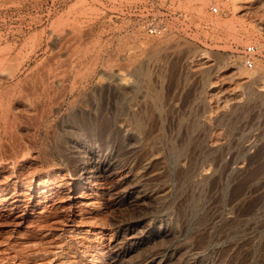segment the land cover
<instances>
[{
    "label": "rangeland",
    "instance_id": "1",
    "mask_svg": "<svg viewBox=\"0 0 264 264\" xmlns=\"http://www.w3.org/2000/svg\"><path fill=\"white\" fill-rule=\"evenodd\" d=\"M212 1L225 12L211 13ZM155 22L163 35L148 32ZM13 71L19 91L30 88L24 98L40 100L27 99L38 109L12 106L10 120L22 118L12 129L41 158L23 170L0 165V185L29 174L21 189L33 182L38 193L49 169L59 176L42 193L50 230L24 215L26 204H0V264H48L57 251L68 264H264V0H0V77ZM85 181L106 235L97 240L88 224L85 239L61 244L54 234L71 225L68 191Z\"/></svg>",
    "mask_w": 264,
    "mask_h": 264
},
{
    "label": "bare ground",
    "instance_id": "2",
    "mask_svg": "<svg viewBox=\"0 0 264 264\" xmlns=\"http://www.w3.org/2000/svg\"><path fill=\"white\" fill-rule=\"evenodd\" d=\"M187 4L188 5H192V3H190V2H187ZM135 70H134V73L136 74V76H138V77H141L142 75H143V72H144V69L143 68H141V67H136V68H134ZM19 74V71H13V72H11L9 75H6V76H1L0 77V84L2 85L4 82H5V80L7 79V78H9V77H7V76H10V78H12V80H14V85H12L11 86V89H10V94L8 95L7 94V96L6 97H8L6 100H7V106L6 107H3V105H5V102H4V104H3V99L0 101V103H2V104H0V120H1V122L3 123V130H1V128H0V133H1V135L2 136H0V148L2 147V153H3V150H4V152L6 153V157L7 158H3V157H1L2 159H1V166L3 165V167H8L9 165V163L10 164H18L19 165V167H20V169L21 170H23L24 168H26V166H28V164H30V165H32L31 164V162L34 160V162L35 161H37V160H40V158H41V156H39L38 154V156H35V157H33V156H31V150L33 151V149H30V148H28V147H26L23 143H21L22 141L24 142L25 140H22V141H18L17 140V137L20 135H18L17 133H15V131L13 132V127H14V120L15 119H11L10 120V116H9V114H11V113H16V112H11L10 110H12V106L14 105V104H18V106L16 105V107H19V104H23V105H25V106H31V104H33L34 103V101H36L37 99H39L36 95H32V96H36L37 97V99L36 98H32L31 96H30V98L31 99H34V101H33V103L32 102H30V101H28L27 99H29L30 100V98H28L27 97V99L26 98H24V96H23V94H24V92L26 91V90H28V89H30V88H28V87H26V89H25V91L24 92H22V91H19V90H24V88L22 89H20V87L19 86H21V84H20V80L18 79V80H16L17 79V77L19 76L18 75ZM2 75V74H1ZM31 80V79H30ZM31 82V81H30ZM35 83V82H34ZM45 83V82H44ZM44 83H43V85H44ZM46 84V83H45ZM37 85H38V83H37ZM34 86V85H33ZM46 86V85H45ZM28 88V89H27ZM19 92V93H18ZM28 92V91H27ZM30 92V91H29ZM34 92V91H33ZM33 92H31V93H33ZM22 93V94H21ZM30 93V94H31ZM45 94V93H44ZM25 95V97H26V93L24 94ZM1 96V95H0ZM42 96V95H41ZM46 98V97H45ZM36 99V100H35ZM42 99H44V97L43 98H41V101H39V102H41L42 103ZM51 99V98H50ZM65 99V98H64ZM40 100V99H39ZM48 100V99H47ZM38 101V100H37ZM44 101H45V99H44ZM52 101V100H51ZM56 101V100H55ZM54 101V102H55ZM72 101V100H71ZM71 101H70V104H71ZM53 102V101H52ZM31 103V104H30ZM38 103V102H37ZM36 102L34 103V104H37ZM40 103V104H41ZM46 103V102H45ZM44 103V104H45ZM48 103V102H47ZM57 103V102H56ZM55 103V104H56ZM48 104H50V103H48ZM47 104V105H48ZM52 104H54V103H52ZM54 104V105H55ZM58 104V103H57ZM42 105V104H41ZM40 105V106H41ZM60 105V104H59ZM62 105V104H61ZM60 105V106H61ZM15 106V105H14ZM34 106H36V105H34ZM34 106H32V107H29L28 109H34L35 107ZM47 107H50V106H47ZM55 107V106H54ZM27 108V107H26ZM36 108L38 109V106H36ZM42 108V107H41ZM51 108H53V107H51ZM71 108V107H70ZM13 109H14V107H13ZM17 109V108H16ZM15 109V110H16ZM24 109V108H23ZM30 109V110H31ZM43 109V108H42ZM18 110V109H17ZM25 110V109H24ZM30 110H29V113L30 114H26V115H28L27 117H30L31 118V114H32V112H30ZM49 110V109H48ZM53 110V109H52ZM51 109H50V113L52 114V111ZM58 110V105H57V109H55V111H57ZM73 110V109H72ZM9 111H10V113H9ZM23 111V110H22ZM35 112H36V110H34ZM45 111V110H44ZM74 111V110H73ZM33 113V114H37V112L36 113ZM39 112H40V110H39ZM42 112V111H41ZM48 112V113H49ZM77 112V111H76ZM24 113H28V110H27V112L25 111ZM46 113V112H45ZM44 113V114H45ZM48 113H47V115H48ZM55 113V112H54ZM40 114V113H39ZM43 114V113H42ZM78 114V113H77ZM80 114H82V113H80ZM16 115V114H15ZM15 115H13V116H15ZM25 115V114H24ZM68 115V114H67ZM33 116H35V117H37V115H32V117ZM43 116H45V115H43ZM24 117V116H23ZM40 117V116H39ZM71 116L69 115V118H70ZM77 117V116H76ZM75 117V118H76ZM87 117H89V116H87ZM14 118V117H13ZM18 118L19 117H17V119L16 120H18ZM21 118V117H20ZM20 118H19V121H20ZM24 118H26V117H24ZM30 118H28V120L30 121ZM34 118V117H33ZM44 118V117H43ZM81 118H83V117H81ZM85 118V117H84ZM22 119V118H21ZM32 119V118H31ZM36 119V118H35ZM15 120V121H16ZM26 120V119H25ZM25 120H22V121H25ZM37 120H38V117H37ZM68 120H70V119H68ZM67 120V121H68ZM78 120V119H77ZM77 120H76V123H77ZM140 120V119H139ZM18 121V122H19ZM22 121H21V123H22ZM27 121V120H26ZM31 121H33L34 122V120L32 119ZM85 121V120H84ZM87 121V120H86ZM85 121V122H86ZM90 121H92V120H90ZM28 122V121H27ZM74 122V121H73ZM130 122V121H129ZM24 123V122H23ZM29 123V122H28ZM32 123V122H31ZM39 123V125L38 126H41L40 125V122H38ZM70 123V122H69ZM81 123H83V122H81ZM139 121H137V125H139ZM142 123V122H141ZM140 123V124H141ZM20 124V123H19ZM25 124V123H24ZM23 124V125H24ZM35 124V123H34ZM33 124V125H34ZM44 124V123H43ZM47 124H48V122H47ZM80 124V123H79ZM84 124V123H83ZM13 125V126H12ZM22 125V124H21ZM27 125V124H26ZM50 125V124H49ZM82 125V124H81ZM87 125V124H86ZM92 125V124H91ZM94 125V124H93ZM110 125V124H109ZM130 125H132L131 123H130ZM36 126V125H35ZM73 126V125H72ZM95 126V125H94ZM93 126V127H94ZM133 126H134V124H133ZM47 127H48V125H47ZM75 127V126H74ZM137 127H139V126H137ZM13 128V129H12ZM16 128V127H15ZM45 128V127H44ZM70 128V127H69ZM76 128V127H75ZM81 128V127H80ZM39 128H37V130H38ZM46 129V128H45ZM93 129V128H92ZM91 128H90V130H92ZM34 130V129H33ZM75 130V129H74ZM73 130V131H74ZM84 130V129H83ZM88 130V129H87ZM86 130V131H87ZM99 130V129H98ZM110 130V129H109ZM108 130V131H109ZM69 131H72V130H69ZM72 131V132H73ZM100 131V130H99ZM17 132V131H16ZM34 132V131H33ZM37 131L35 130V133H36ZM97 132V131H96ZM104 132V131H103ZM14 133L15 134H17V137L14 135ZM38 133V132H37ZM36 133V134H37ZM40 133V132H39ZM85 133V132H84ZM101 133V132H100ZM106 133V132H105ZM35 134V135H36ZM88 134V133H87ZM3 135H4V137H7V138H9V139H12V143H10V142H8L7 144H4L3 143V141H2V138H3ZM32 135H33V137H34V134L32 133ZM76 135V134H75ZM77 135H78V133H77ZM133 135V134H132ZM37 136V135H36ZM98 136V135H97ZM100 137V136H99ZM102 137V136H101ZM19 139V138H18ZM62 139V138H61ZM133 139H134V137H133ZM21 140V139H20ZM34 140V139H33ZM40 141V140H39ZM58 141H60V139H58ZM82 141V140H81ZM5 142H7V140L5 141ZM31 142H33L32 140H31ZM87 142V141H86ZM42 143V142H41ZM44 143V142H43ZM43 143H42V145H43ZM135 143V142H134ZM29 144H30V142H29ZM33 144V143H32ZM32 144L29 146V147H31L32 146ZM61 144V143H60ZM63 144V143H62ZM130 144V143H129ZM131 145H132V143H131ZM42 147V146H41ZM63 147V146H62ZM61 147V148H62ZM128 147V146H127ZM47 149H48V147H46ZM175 148V147H174ZM43 149V148H42ZM57 149H59V148H57ZM179 150V149H178ZM177 149H172V154L174 155V157H178L180 154H179V151H178ZM35 151H37V150H35ZM62 151V150H61ZM182 151V150H181ZM180 151V152H181ZM42 153V152H41ZM40 153V154H41ZM182 153V152H181ZM4 154V153H3ZM45 154V153H44ZM2 154L0 153V156H1ZM36 155V154H35ZM42 155H43V153H42ZM49 155V154H48ZM2 156H4V155H2ZM44 156V155H43ZM62 156V155H61ZM33 157V158H32ZM63 157V156H62ZM32 158V161L30 162L29 161V159H31ZM43 158V157H42ZM54 158V157H53ZM66 159H67V157H65ZM72 159V158H71ZM9 160H11V161H9ZM44 160V159H43ZM67 161V160H66ZM34 162H32V163H34ZM39 162V161H38ZM41 162V161H40ZM8 163V164H7ZM46 163V162H45ZM8 166H7V165ZM49 165V164H48ZM53 165H55V164H53ZM39 166V165H38ZM36 167V166H35ZM40 167V166H39ZM39 167H37L38 169H39ZM43 167V166H42ZM49 167V166H48ZM8 168H10V166L8 167ZM8 168H7V170H8ZM27 168H29V167H27ZM34 168V167H33ZM49 168H51V167H49ZM57 168V167H56ZM13 169V168H12ZM11 169V170H12ZM42 169V168H41ZM58 169V168H57ZM61 169V168H60ZM6 170V169H5ZM31 170V169H30ZM43 170H45V169H43ZM66 170V169H65ZM39 171V170H38ZM11 172V171H10ZM20 172H22V171H20ZM60 172V171H59ZM8 173V172H7ZM23 173V172H22ZM34 173H37L35 170H34ZM41 173V172H40ZM43 173V172H42ZM58 170H56V169H54V168H51V169H49L48 171H47V173H45V174H47V176H49V178L48 177H46V178H48V179H46V178H44L43 176V178L41 179V181L39 182V187L42 189L43 187L44 188H46V189H48V188H50V185H55V182L56 181H54V180H57L58 179ZM15 174V173H14ZM13 174V177L9 180V181H7V182H5L4 184L2 183L1 185H0V204L2 205V203L4 202H6V201H9V200H13L12 202L14 203V206H15V209L16 208H20L21 206H22V204L24 203V205L26 204V211H25V213H24V215L26 216V215H28V212H30L31 214H33L32 216H35L36 217V219L35 220H37V222L38 221H40V228L42 229V228H48L51 224L49 223V220L45 223V224H43L44 222V220H43V217H44V214L46 213L45 212V207H47V206H45V201H46V197L45 196H43L42 195V193H45L46 192V189H45V191H40V192H38V193H35V189H34V183L32 182V185H31V188H30V190L29 191H27V190H24V189H21V187H22V184L23 183H25L26 181V179H27V177L25 178V180H24V178L23 177H25V176H27V175H29V174H27V175H25V176H22L21 175V173H20V175H19V172L18 173H16V175H14ZM18 174V175H17ZM23 174H26V173H23ZM66 174V173H65ZM68 174V173H67ZM64 175V174H63ZM5 176V175H4ZM11 176V175H10ZM21 176H22V178H21ZM34 176V175H33ZM60 176H62V175H60ZM69 176H70V174H69ZM3 177V176H2ZM6 177V176H5ZM9 177V176H8ZM64 177V176H63ZM41 178V177H40ZM70 178V177H69ZM7 179V178H6ZM32 179V178H31ZM39 179V178H38ZM60 179V178H59ZM66 179V178H65ZM74 179V178H73ZM34 180V179H33ZM25 181V182H24ZM60 181V180H59ZM58 181V182H59ZM3 182V181H2ZM68 182V181H67ZM38 183V182H37ZM76 183V182H75ZM31 184V183H30ZM60 183H58V185H59ZM74 184V183H73ZM29 186V185H28ZM76 186V189H72L71 191H68V198H69V200L70 201H72L73 203L71 204L72 206H73V212H72V215H71V217L69 218V222H70V227H68L69 229H66V230H64V232L63 233H60L59 231V233L58 234H54V237H56L57 239H60L58 242H60L61 240L62 241H65L66 239H70V238H72L74 235H80L81 233H83V234H85V236H87V235H89V233H92L93 232V230H94V232H93V234L95 233V235H93L97 240L98 239H101L102 237H104L106 234H104L103 233V231H97V230H99L100 228H101V225H102V222L100 221V219H98V218H96L95 216L93 217L92 216V211L91 210H93L94 208H95V205L97 204L96 203V195L98 196V194H96L95 193V191L92 189V187L90 186V183H88V182H84L81 186L80 185H78V184H76L75 185ZM23 187H25V186H23ZM27 187V186H26ZM37 187H38V185H37ZM73 187V186H72ZM54 188V187H53ZM12 189H14V191L12 192V195H13V197H9V193H11L10 191L12 190ZM78 189H81V192H80V194H76V190H78ZM97 189V188H96ZM95 189V190H96ZM37 190V189H36ZM44 190V189H43ZM54 192V191H53ZM48 193V192H47ZM55 193V192H54ZM97 193H98V191H97ZM46 195V194H45ZM67 199V198H66ZM50 200V199H49ZM58 200V199H57ZM60 200H61V198H60ZM84 200H86L85 202H84ZM55 201V200H54ZM53 201V202H54ZM47 202V201H46ZM64 202V201H63ZM7 203V202H6ZM68 204V203H67ZM47 205V204H46ZM60 205V204H59ZM4 206V205H3ZM25 207V206H24ZM23 207V208H24ZM11 208V207H10ZM13 208V207H12ZM22 208V207H21ZM6 209V208H5ZM9 209V208H8ZM39 209H40V211H39ZM47 209V208H46ZM49 209V208H48ZM54 209V208H53ZM6 211V210H5ZM14 211V210H13ZM19 211V210H18ZM22 211V210H21ZM53 211V210H52ZM51 211V212H52ZM10 212H12V211H10ZM24 212V211H23ZM2 213V212H1ZM21 214H22V212H20ZM20 214V215H21ZM53 214V213H52ZM2 215V214H1ZM0 215V216H1ZM18 215H19V213H18ZM53 217V216H52ZM99 217V216H98ZM29 218V217H28ZM28 218H24V220L23 219H21V220H23V224H27L28 223ZM58 218V217H57ZM101 218V217H100ZM31 219H33L34 220V217L33 218H31ZM47 220V219H46ZM51 220V219H50ZM19 221V220H18ZM58 221V220H57ZM103 221V220H102ZM30 222V221H29ZM35 222V221H34ZM36 222V223H37ZM50 222H52V221H50ZM19 223V222H18ZM31 223V222H30ZM54 223V222H53ZM103 223H104V221H103ZM50 224V225H49ZM55 224V223H54ZM88 224H91V225H93L94 226V229L91 231V230H84V228H83V230H81L80 229V227L81 226H86V225H88ZM105 224V223H104ZM32 225V224H31ZM58 225V224H57ZM107 225V224H106ZM30 226V225H29ZM35 226V225H34ZM53 226V225H52ZM89 226V225H88ZM32 227V226H31ZM102 227L104 228L105 227V225H102ZM50 228V227H49ZM48 228V229H49ZM89 228H90V226H89ZM38 229H39V227H38ZM37 229V230H38ZM50 230V229H49ZM79 230V231H78ZM34 231V230H33ZM42 231V230H41ZM46 231V230H45ZM44 232V231H43ZM51 232V231H50ZM50 232H48V233H50ZM46 233V232H45ZM32 234H33V232H32ZM51 234H53L52 232H51ZM50 234V235H51ZM21 235V234H20ZM19 235V237H22V235L20 236ZM27 235V234H26ZM43 235H45V234H42V236ZM46 235H48V234H46ZM53 236V235H52ZM81 236V235H80ZM84 236V235H83ZM92 236V235H91ZM23 237H24V235H23ZM51 237V236H50ZM82 237V236H81ZM90 237V236H89ZM93 237V238H94ZM66 238V239H65ZM82 238H84V237H82ZM50 239V238H49ZM85 239V238H84ZM83 239V240H84ZM88 238H86V240H87ZM89 239H91V237L89 238ZM95 239V240H96ZM48 240V239H47ZM46 240V241H47ZM82 240V239H81ZM80 240V241H81ZM111 240V239H110ZM50 241V240H49ZM57 241V240H56ZM69 241V240H68ZM74 241V240H73ZM51 242V241H50ZM82 242H85V240L84 241H82ZM88 242V241H87ZM86 242V243H87ZM27 243V242H26ZM35 243V242H34ZM34 243H31V244H34ZM61 243V242H60ZM69 243H71V242H69ZM78 243V242H77ZM81 243V242H80ZM86 243H85V245H86ZM89 243H91V242H89ZM31 244H30V246H31ZM62 244V243H61ZM60 244V245H61ZM79 244V243H78ZM59 245V246H60ZM81 245V244H80ZM83 245H84V243H83ZM91 245V244H90ZM93 245V244H92ZM14 246V245H13ZM111 246H113V245H111ZM61 247V246H60ZM63 247V246H62ZM92 247V246H91ZM18 248V247H17ZM22 248H24V247H22ZM30 248V247H29ZM29 248H27V250L29 249ZM71 248V247H70ZM89 246L88 247H86L85 246V248H84V254L85 255H88V257H89V260L91 261H93L94 259H97V257H95L96 256V254H95V256H93L92 255V253L90 252V250H91V248H90V250H89ZM95 248V247H94ZM19 249H21L20 247H19ZM35 249V248H34ZM37 249V248H36ZM39 249H40V247H39ZM43 249V248H42ZM54 249V248H53ZM61 249V248H60ZM110 249H111V247H110ZM13 250V249H12ZM25 250V249H24ZM59 250V249H58ZM101 250V249H100ZM32 251V250H31ZM36 251V250H35ZM35 251H33V252H35ZM38 251V250H37ZM36 251V252H37ZM39 251H41V250H39ZM49 251V250H48ZM57 250H55V252H56ZM61 251V250H60ZM69 251V250H68ZM72 251V250H71ZM93 251V250H92ZM44 252V251H43ZM52 252H54V251H51V253ZM17 253H18V251H17ZM16 253V254H17ZM27 253V252H26ZM39 253V252H38ZM38 253L36 254V256L38 255ZM42 252H40L39 254H41ZM45 253V252H44ZM46 253H48V252H46ZM50 253V252H49ZM66 253V252H65ZM68 253V252H67ZM70 253V252H69ZM94 253V252H93ZM12 254V253H11ZM31 254V252L29 253V256H31L32 257V255H30ZM33 254V253H32ZM43 254V253H42ZM83 254V255H84ZM10 255V254H9ZM27 256H28V253L26 254ZM54 256H52V259H53V261H52V263H50V264H68L67 262L68 261H66L65 259V256L63 257V255H62V252H56L55 254H53ZM68 255V254H67ZM106 255V254H105ZM19 257H20V255H18ZM28 256V257H29ZM40 256H42V255H40ZM44 256H46V254L44 255ZM49 256V255H48ZM8 257V256H7ZM17 257V255H15V258ZM28 257H26L27 259H28ZM51 257V256H50ZM72 257V256H71ZM5 258H6V256H5ZM12 258V257H11ZM22 258V257H21ZM25 258V259H26ZM30 258V257H29ZM33 258V257H32ZM40 258V257H39ZM38 258V259H39ZM42 258V257H41ZM68 258V257H67ZM8 259V258H7ZM13 259H14V257H13ZM17 259V258H16ZM19 259V258H18ZM23 259H24V257H23ZM35 259V258H34ZM44 259V258H43ZM21 260V259H20ZM30 259H28V260H26V262L27 261H29ZM31 260H33V259H31ZM40 260V259H39ZM48 260V259H47ZM68 260V259H67ZM72 259H70L69 261H71ZM77 260V259H76ZM19 261V260H18ZM25 261V260H24ZM41 261V260H40ZM50 261V260H49ZM22 262V261H21ZM20 262V263H21ZM34 262V261H33ZM29 263V262H28ZM42 263V262H41ZM46 263V262H45ZM48 263V264H49ZM92 263V262H91ZM94 263V262H93ZM97 263V262H96ZM16 264V263H15ZM22 264V263H21ZM26 264V263H25ZM30 264V263H29ZM70 264H77V263H72V262H70ZM95 264V263H94Z\"/></svg>",
    "mask_w": 264,
    "mask_h": 264
},
{
    "label": "built area",
    "instance_id": "3",
    "mask_svg": "<svg viewBox=\"0 0 264 264\" xmlns=\"http://www.w3.org/2000/svg\"><path fill=\"white\" fill-rule=\"evenodd\" d=\"M222 1L227 2L229 0H222ZM209 10L213 14H221V13L225 12L223 10V8L218 3H216L215 1L211 2L210 6H209ZM166 31H167V27L162 22H155L148 27V32L154 36H161ZM246 51L249 54V57L246 59L245 63L249 68H252L254 66L256 47L254 45L248 46L246 48Z\"/></svg>",
    "mask_w": 264,
    "mask_h": 264
}]
</instances>
